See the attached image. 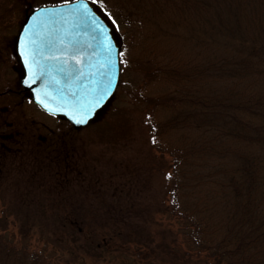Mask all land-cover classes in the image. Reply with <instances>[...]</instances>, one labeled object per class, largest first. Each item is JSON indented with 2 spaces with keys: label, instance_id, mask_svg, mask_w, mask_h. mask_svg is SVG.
<instances>
[{
  "label": "rangeland",
  "instance_id": "1",
  "mask_svg": "<svg viewBox=\"0 0 264 264\" xmlns=\"http://www.w3.org/2000/svg\"><path fill=\"white\" fill-rule=\"evenodd\" d=\"M60 1L67 0L35 3ZM137 13L113 18L124 36L115 94L75 128L22 90L16 41L27 13L0 0V89L8 93L0 96V133L11 135L0 136L1 248L44 250L59 264H163L174 245L186 251L190 239L167 217L174 159L153 137L162 113L154 101L167 93L168 80L151 65L155 55L167 61V50L184 59L195 54L178 50L172 37L154 36ZM185 261L203 263H179Z\"/></svg>",
  "mask_w": 264,
  "mask_h": 264
},
{
  "label": "trees",
  "instance_id": "2",
  "mask_svg": "<svg viewBox=\"0 0 264 264\" xmlns=\"http://www.w3.org/2000/svg\"><path fill=\"white\" fill-rule=\"evenodd\" d=\"M9 1L24 13L37 5ZM96 1L117 23L138 11L154 36L195 54L167 50V61L155 55L151 65L168 80L153 123L154 140L174 159L167 217L190 239L163 264H264V0ZM0 264L59 263L44 250L0 246Z\"/></svg>",
  "mask_w": 264,
  "mask_h": 264
},
{
  "label": "water",
  "instance_id": "3",
  "mask_svg": "<svg viewBox=\"0 0 264 264\" xmlns=\"http://www.w3.org/2000/svg\"><path fill=\"white\" fill-rule=\"evenodd\" d=\"M85 5L97 23L80 22L77 9ZM113 44V51L121 53L124 36L97 1L39 5L26 14L16 41L24 69L21 84L42 109L64 116L75 128L86 126L115 94L120 82L121 55L116 62L114 86L97 104L100 83L112 71L104 49ZM78 120L87 122L77 123Z\"/></svg>",
  "mask_w": 264,
  "mask_h": 264
},
{
  "label": "snow or ice",
  "instance_id": "4",
  "mask_svg": "<svg viewBox=\"0 0 264 264\" xmlns=\"http://www.w3.org/2000/svg\"><path fill=\"white\" fill-rule=\"evenodd\" d=\"M87 6L85 5L83 9H77L79 12V20L82 24H95L97 23V18L93 16H89L90 10H85ZM103 31V29H101ZM102 43V42H101ZM116 47V45H110L107 47V49H104L106 51V59L107 64L111 67L112 71L109 72L106 75V80L102 81L100 83V95L98 100L96 101L97 104L100 103L101 100H103L107 95L110 94L112 87L114 86V80H115V70L117 68V61L121 53L119 51L114 52L113 49ZM75 56V52H73V57ZM101 75H105L102 73ZM87 120H78L77 123H86Z\"/></svg>",
  "mask_w": 264,
  "mask_h": 264
},
{
  "label": "flooded vegetation",
  "instance_id": "5",
  "mask_svg": "<svg viewBox=\"0 0 264 264\" xmlns=\"http://www.w3.org/2000/svg\"><path fill=\"white\" fill-rule=\"evenodd\" d=\"M7 89H9L10 90V92H17V91H20V90H15V89H13L12 87H9V88H7ZM22 90H24L23 88H22ZM25 91V93H29L28 91H26V90H24ZM5 95H8V93L6 92V90H1L0 89V96H5ZM0 136H4L5 138H9L11 135H8V134H2V133H0Z\"/></svg>",
  "mask_w": 264,
  "mask_h": 264
}]
</instances>
